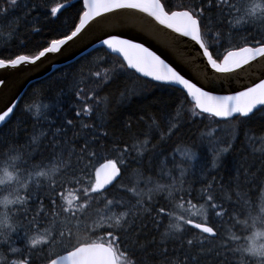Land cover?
<instances>
[{
	"label": "trees",
	"instance_id": "16d2710c",
	"mask_svg": "<svg viewBox=\"0 0 264 264\" xmlns=\"http://www.w3.org/2000/svg\"><path fill=\"white\" fill-rule=\"evenodd\" d=\"M36 2L39 3V8L33 7ZM66 2V7L53 16L50 7L56 8ZM161 2L168 10H172L169 5L173 2L179 6L187 5L192 8L199 5L205 8L206 21L202 24L204 39L215 57H222L233 49L231 46L242 47L245 43L252 45L253 37L259 40L264 33V23L258 24L256 29L246 30L247 27L255 25L248 22L240 29L236 28L241 33L240 37L234 36L236 33L231 31L232 27L229 25L233 24L235 17L220 16L216 10L221 7L218 0ZM211 3H216V7L209 9L208 5ZM82 5V0H18L15 8L0 16L2 30L4 34H9L3 38L0 45V57L7 59L21 52L36 53L50 40L70 34L79 22ZM0 6L8 7L7 0H0ZM210 17L212 20H209ZM209 33L211 37H215L216 33L220 34L219 47H215L216 41L210 38ZM120 65H126L124 59L109 53L100 45L73 62L57 66L54 71L32 81L26 87L9 120L0 126V169L5 164H2V161L10 155L15 160V180H21L24 174L31 177L26 181L27 187L18 190L16 197L24 199L19 203L21 206L13 212L11 210V215H8L10 226L18 221L27 228L28 235L49 228L50 225L54 231L59 229L65 232L62 241L56 240L47 247L48 254H45L42 244L27 253L25 261L30 264H46L53 253L59 254L64 248L75 245L78 241L88 238L95 240L98 236L106 235L98 229V224L96 225V212L103 210V205L98 208L93 206L83 220L65 223L62 216H59L57 223L53 217L59 213L61 206L56 202L52 205V201H56L57 195L64 189H73L74 195L80 196L81 193L77 191L79 185L63 183L61 186L58 182L55 185L56 191L52 192L49 185L35 176L38 171H46L54 156L62 150L64 158L67 159L68 149L79 150L86 141L97 139L100 144L95 147L98 158L91 161L92 165L103 160L99 159L100 154L114 158L115 154L111 151L114 147L113 141H120V147L128 148L130 152L127 158L128 173L133 177V174H136L137 178L153 177L162 183L166 181L160 180L159 167L164 160L170 159L168 155L172 157L176 149L187 146L200 154L193 165L182 166L190 175L187 180L176 182L180 188L182 181L185 191L182 193V199L176 197L175 203L187 207L186 202L191 199L197 208L203 205L207 209L209 222L218 230L217 238L208 237L186 225L179 233H169L170 218L167 215L158 216L157 211L160 207H164L166 212L173 211V208L168 200L154 197L152 203H146L151 213L144 212L139 215L129 234V264L131 261L136 264H238L241 258L236 254L233 261L230 259L227 248L229 242H226V239L228 234H244L246 228L241 223H249L251 220L250 217L247 219L243 216L239 201L247 200L250 203L245 212L252 213L254 217L259 215L256 207L260 209L264 205V143L259 141L264 135V111H255L243 122L223 119L224 122L230 123L236 121V128H223L222 125L226 123H221L222 128H218L219 124L215 123V119H208L207 114L205 118L192 117L189 98L182 106L177 107V99L183 96L177 86L168 87L144 79L133 71H121ZM97 71L101 73L100 77L94 76ZM77 82H80L78 87ZM77 92L79 94H76ZM94 92L99 97L107 98L106 103H102L98 110L106 113L103 128L99 127L100 119L96 114L89 116L85 111L86 107L94 102ZM38 102H47L54 105V108L40 110V115H37L35 107L32 109V106ZM53 112H58L59 115L53 116ZM165 116L170 117L168 124H165L163 119ZM69 120L72 121L71 125L67 123ZM171 124L177 125L179 130L171 129ZM214 126L218 128L216 132H212ZM93 129L108 133L107 139L96 136ZM243 133H248L245 140L247 142L243 141ZM213 135L215 137L212 141ZM143 140H146L148 150H145L141 143ZM224 142L232 143V148L227 153L223 152L220 155L222 159L216 160L214 165V156L209 154V150L222 151V145L226 144ZM239 147L242 148L238 149ZM91 171L92 168L89 169V172ZM125 177L122 181L125 188L135 187L142 191L136 186L134 179ZM36 183L38 187L35 188ZM3 185L4 187H1L0 184V218L4 211L1 208L2 197L7 192V185ZM48 195L52 196L51 201L45 199ZM118 195L131 199L133 194L121 192ZM207 195L213 196L212 202H207ZM158 196L163 197L164 193L159 192ZM257 197L259 201L255 204L254 199ZM111 198L110 196L109 199ZM17 201L19 202L18 199ZM211 203L218 207L213 209ZM118 209L120 211L117 215L128 211L123 205ZM193 219L201 221L199 216ZM168 237L171 239L168 240ZM188 239L193 240V245L187 244ZM119 247L125 250L124 244ZM39 250H43V253L38 256ZM231 254H234L233 250ZM243 259L246 264L250 263V259Z\"/></svg>",
	"mask_w": 264,
	"mask_h": 264
},
{
	"label": "snow or ice",
	"instance_id": "6c2138e0",
	"mask_svg": "<svg viewBox=\"0 0 264 264\" xmlns=\"http://www.w3.org/2000/svg\"><path fill=\"white\" fill-rule=\"evenodd\" d=\"M7 2L8 7L0 6V16L6 15L11 8H15L18 0H7ZM82 3L85 10L79 17V24L75 26L69 35L51 41V45L43 48L37 55H18L7 61L0 59V68L8 66L18 68L22 64L25 66L35 65L47 54L60 52L61 46L78 37L90 22L94 21V26L103 30L106 22L110 24L131 22L136 14L126 10H137L140 13H146L148 17L153 18L165 29H170L173 33L179 34L176 39L190 37L191 41L199 45L202 50L201 56L206 58L207 64L211 70H214V74L209 76L205 72L203 80L197 77L196 82H193V79L186 78L180 70H177V67L166 62L165 59H162L160 55L143 43H136L132 39L122 38L118 34L105 33L107 38L102 39L101 44L107 46V49L113 53L122 54L123 59L127 62L126 65H120L121 71L141 73L143 77H151L155 82H164V85L168 87L180 86L179 91L183 93V96L177 99V107L182 106L190 97L188 102L192 105V117L205 118V114H207L208 119H236L243 122L249 119L255 111H264V78H260L259 82L250 86H244L243 90L236 91L231 95H216L212 90H206L210 89L217 78L215 73L238 74L240 70H246L245 66L251 67L253 62L264 64V33L261 34L259 40L253 37L252 45L245 43L242 47L227 51L226 54L222 55V60L218 61L213 58L210 45L205 43L202 30V24L206 21L204 7L195 5L192 8L181 7V10H168L161 0H82ZM218 4L221 6L216 9L219 15L222 17L234 16L237 24L247 22L264 23V0H218ZM33 7L39 8L40 5L36 2ZM64 7L66 5H58L51 11L56 13ZM208 7L209 9L215 8L216 3H211ZM98 17L100 19H97ZM219 35V33H216L215 37H211V33H209L210 38L216 41L215 47H219ZM228 42L231 43L230 40ZM94 76L100 77L101 73L97 71ZM3 83L4 81L0 80V84ZM79 83L77 82V87ZM80 91H83V89H80ZM92 96L94 102L89 104L85 111L89 116L96 114L100 119L99 127L103 128L105 127L104 117L106 113H101L98 110L102 103H106L107 98L99 97L95 92L92 93ZM14 107H9L0 114V122H4L6 118L10 117ZM35 107L37 115H40V106L36 105ZM44 107L47 108L48 105L45 104ZM163 119L165 124H168L170 117L165 116ZM67 123L71 125L72 121L69 120ZM170 128L175 131L179 130L175 124H171ZM93 131L96 136H103L105 139L108 137L106 132H97L95 129ZM120 143V141H113L114 147L111 151L115 154L114 158H105L102 154L99 155V159L104 160L103 163L99 164V167H95L91 163V161L98 158L95 147L100 146L99 140L92 139L86 141L79 150L68 149L67 159L64 158V151L62 150L60 154L54 156L52 164L46 171L35 173L36 177H46L48 179L52 192L56 191L55 185L58 182L61 186L63 183L79 185L77 191L81 195L67 200L61 206L59 213L54 214L53 219L57 223H59V216L65 217V223L77 219L83 220L86 213L93 209V206L97 208L100 205L104 206L103 210L96 212V216L99 221L98 229L104 231L106 235L98 236L95 240L88 238L78 241L75 245L63 249L66 255L53 253L52 257L47 259V264H129L127 257L131 248H128L127 245L130 238L129 234L135 225L136 219L144 212L151 213V209L146 207V203L152 199V193L165 191L173 211L166 212L164 207H160L157 215H167L170 218L169 233H179L184 225H191L209 237L217 238V230L209 222L207 209L203 205L200 208L191 205L189 208L185 207L184 204L175 203L176 197L183 198L182 193L185 190L182 187V181L179 189H177L176 182L173 181L172 184L167 186L156 184L155 188L148 189L147 193L137 190L135 187L125 188L121 182L128 173L127 158L130 156V152L128 148H121ZM225 151L227 149H223L216 154L214 165L215 161ZM187 155L190 159L194 160L196 158L194 152L187 153ZM89 168H92L91 172H89ZM185 171L187 170L181 169L182 177ZM61 177L68 178L61 179ZM0 184L3 183L0 182ZM21 186L26 188L27 184ZM121 192L133 195L131 199H126L125 196L118 195ZM110 196L111 199H109ZM17 199L22 202L24 198L18 197ZM133 201L135 202L133 203ZM212 201L213 196L207 195V202ZM14 202L7 201L6 203ZM52 203L55 205V201H52ZM121 205L127 207L128 211L119 215L112 212L113 207ZM211 207L215 209L218 206L211 203ZM177 210L182 211L183 214H179ZM217 215H220V213H217ZM195 216L201 217V222H195L192 218ZM68 236L70 238V232ZM63 237H65V232L57 229L31 239V244L51 246L58 238ZM121 244L125 245V250H121L119 247ZM187 244L189 246L193 245V240L188 239ZM13 251H16V249H13ZM13 264H16V262H13ZM23 264H30V262L24 261ZM130 264H136V262L131 261Z\"/></svg>",
	"mask_w": 264,
	"mask_h": 264
},
{
	"label": "water",
	"instance_id": "95a60500",
	"mask_svg": "<svg viewBox=\"0 0 264 264\" xmlns=\"http://www.w3.org/2000/svg\"><path fill=\"white\" fill-rule=\"evenodd\" d=\"M126 11L136 14L131 22L125 24H110L106 22L103 30H100L99 27L94 26L95 22L92 21L86 25L78 37L74 38L73 41H69L68 44L62 45L60 52L47 54L35 65L25 66L22 64L18 68H12L11 66L0 68V80L4 81L3 84H0V114L9 107H16V103L23 95L26 87L33 80L43 76L40 77L39 72L41 70L51 66L54 61H59L60 65L74 61L82 52L94 46L102 45L101 40L107 38L105 33L118 34L122 38L132 39L136 43H143L160 55L162 59H165L166 62L177 67V70H180L186 78L193 79V82H196L197 77L203 80L205 72L209 76L214 74V70L210 69L206 58L201 56L202 50L199 45L191 41L190 37L176 39L179 34L173 33L170 29H165L158 22H155L153 18L148 17L146 13H140L137 10ZM108 15L110 16L111 14ZM97 19L100 18L98 17ZM120 55L122 56V54ZM54 66L52 69H54ZM245 69L240 70L238 74L215 73L217 78L210 89L206 90H212L216 95H231L236 91L243 90L244 86H250L259 82L260 78H264V65L261 63L253 62L251 67L245 66ZM8 119L6 118V121ZM4 122H0V125ZM60 255H66V252Z\"/></svg>",
	"mask_w": 264,
	"mask_h": 264
},
{
	"label": "rangeland",
	"instance_id": "374dc122",
	"mask_svg": "<svg viewBox=\"0 0 264 264\" xmlns=\"http://www.w3.org/2000/svg\"><path fill=\"white\" fill-rule=\"evenodd\" d=\"M209 20H212V18L210 17ZM255 23V25L253 27H247L246 30L248 29H256V26L258 24H260V22H253ZM247 23H241V24H237L236 23V17L235 20L233 22L232 25H229V27H232L233 32H235L236 34H234V36H238L241 35V33H239L236 28H241V26H245L247 25ZM3 25L0 23V45L2 43V40L4 37H6L7 35H9L8 33L4 34V30H2ZM47 104L48 107L47 108H54V105L49 104L47 102L41 103L38 102L36 104H34L32 106V109H34V107L36 105L40 106V110L44 111L45 108L44 105ZM36 110V107H35ZM53 116L59 115L58 112H53ZM221 123H226L223 124L222 127H235L236 125V121H233L232 123L230 122H221ZM221 123H219L218 128H222ZM217 127H213L212 132H216L218 130ZM236 128V127H235ZM238 133V132H237ZM170 135V133H169ZM248 133H243L242 137H243V141L246 140ZM168 136V134H167ZM215 135L211 136V140L213 141ZM261 144L264 143V135H262V138L259 140ZM146 140H143L141 143L143 144V146H145V150L147 149V146L145 145ZM247 142V141H245ZM226 144L222 145L224 146V149H227L226 153L228 152V150H230V148H232V143L229 142H224ZM242 147H239L238 149H241ZM148 150V149H147ZM190 152H194L196 153V158L200 155L197 152H195L192 148L188 147H183V148H179L176 149V151L174 152L173 156L171 157L170 155H168L170 157V159L168 160H164L163 164L161 167H159V171H160V180H165V183H162L160 181L154 180L153 177H147V176H143L141 178H137L136 174H133V176H131L130 173H127L125 178H130V180L134 179L135 184L137 187H139L142 192L147 193L148 189H154L156 184H161V185H170L173 183V181L177 182L180 180H187L186 178H188L190 175V173L184 172L183 177L181 176V169H183L182 166H188V164H192L194 163V160L196 159H190L189 155H187V153ZM218 152H221V150H217V151H212L209 150V154H213V156L215 157L216 154ZM13 157H11L10 155H8L6 157V159L4 161H2L5 163L1 169H0V173L2 174V178L0 179L1 182L3 184H7V193L4 195L3 197V201L1 203V208L2 210H4L3 216L2 218H0V264H13V262H16V264H23V262L26 259V255L27 253L32 252L34 249L39 248V246H41L42 244H37V245H32L31 244V239L36 238L42 234H44L45 232H53L54 228L53 226H49V228H46L42 231H38L37 233L34 234H30L28 235L26 233V229L24 226L21 225L20 222L16 221V223H14L12 225V227L10 226V220H9V216L11 215L10 212L12 210V212L19 206V203L21 201H17V193L19 188H21L22 184H26L27 180H30V176L27 174L23 175V178L21 180H15L14 175L16 174L17 171L14 168L15 165V160L12 159ZM219 159L221 160L222 158L219 157ZM135 160V159H134ZM169 162V164L167 165L166 163ZM1 164V165H2ZM180 166V167H179ZM39 172V171H38ZM17 175V174H16ZM167 176L164 178V176ZM40 181H42L43 183H45L46 185H49V181L48 179H46L45 177H39ZM123 184V182H121ZM1 184V187H4V185ZM262 186V185H261ZM38 187L37 183L35 184V188ZM177 189H179V186H177ZM164 193L163 197L158 196V193H152V199L150 201H147L148 203H152L153 202V198L157 197V199L161 198L163 199V201L168 200L167 197V192H162ZM76 197V195H74L73 192L71 193H65V192H61L59 195H57V200L55 202H59V204H65V202L69 199H74ZM46 200H52V196H49L45 198ZM262 199H264V192H263V197ZM7 201H15L14 203H6ZM17 201V202H16ZM54 201V200H53ZM259 201L258 197L254 199L255 204ZM190 202V204H189ZM187 207L190 208L191 205H194V202L189 199L187 202ZM264 203V202H263ZM53 205V203H52ZM148 206V204H146ZM239 205L242 207L241 208V212L243 213V216H246L247 219H249L250 217V221L249 223H241L243 224V226L246 228L245 229V233L244 234H238V235H232V234H228V239H226V242L228 241L229 244H227V248L229 249L230 252V259L233 261L235 258V255L237 254L238 257L241 258V260H239L238 264H246L245 259H250V263L249 264H260V261L252 256L246 255L245 253H243L241 251L242 247L246 244L247 242V238L250 235V233L253 230V227L256 226H264V211H262V209H264V205L263 207H259L257 206L255 210L259 211V215L257 217L252 216V213L246 214V209L248 208V206L250 205V203L247 200H241L239 201ZM172 208V207H171ZM113 211L114 213L118 214L119 213V209L118 207H113ZM179 212V214H183L182 211L177 210ZM118 212V213H117ZM125 212V211H124ZM122 212V213H124ZM208 214V213H207ZM196 217V216H195ZM65 217L62 216V219H64ZM193 218V217H192ZM254 218H255V222H254ZM198 220V219H197ZM98 220L96 222V225L98 224ZM95 225V226H96ZM225 231V228H224ZM247 231H250L249 233H247ZM247 233V234H246ZM63 238H58L57 240L60 242L62 241ZM171 238L168 237V240H170ZM168 240L166 242H168ZM225 240V239H224ZM144 245V244H143ZM143 245L142 248L144 247ZM232 246V248H231ZM47 247L48 245L44 244V252L45 254H48L49 251H47ZM13 249H16V251H13ZM122 250V248H121ZM222 250V248H221ZM232 250L234 251V254L232 253ZM43 253V250H39L38 251V256L41 255ZM227 253V252H226Z\"/></svg>",
	"mask_w": 264,
	"mask_h": 264
},
{
	"label": "clouds",
	"instance_id": "9594fccd",
	"mask_svg": "<svg viewBox=\"0 0 264 264\" xmlns=\"http://www.w3.org/2000/svg\"><path fill=\"white\" fill-rule=\"evenodd\" d=\"M241 251L246 255L257 258L264 264V226L253 227Z\"/></svg>",
	"mask_w": 264,
	"mask_h": 264
},
{
	"label": "bare ground",
	"instance_id": "6f19581e",
	"mask_svg": "<svg viewBox=\"0 0 264 264\" xmlns=\"http://www.w3.org/2000/svg\"><path fill=\"white\" fill-rule=\"evenodd\" d=\"M68 4V2H66V3H63V4H61V5H67ZM62 9V8H61ZM78 24H79V22H78ZM77 24V25H78ZM67 35H69V34H67ZM66 36V35H65ZM95 47H98V46H94V47H92V48H89V50H91V49H93V48H95ZM89 50H86V51H84V52H82L79 56H81V55H83L84 53H87V52H89ZM78 56V57H79ZM51 57H53V56H51ZM78 57H77V59H78ZM125 61V60H124ZM126 62V61H125ZM60 62L59 61H54V63L51 65V66H49L48 68H44L43 70H41L40 72H39V74H40V77L43 75V76H45V75H47V74H49V73H51L52 71H54V69L57 67V66H60V64H59ZM127 63V62H126ZM57 64H59V65H57ZM55 65V66H54ZM62 65V64H61ZM264 65V64H263ZM53 66H54V69H52L53 68ZM50 69H52V70H50ZM50 70V71H49ZM213 71V70H212ZM45 73V74H44ZM43 76L41 77V78H43ZM40 79V78H39ZM223 119V118H222ZM194 221L195 222H201L200 220L199 221H197V220H195L194 219ZM47 264V263H46Z\"/></svg>",
	"mask_w": 264,
	"mask_h": 264
}]
</instances>
